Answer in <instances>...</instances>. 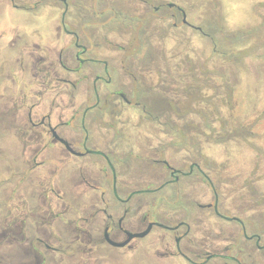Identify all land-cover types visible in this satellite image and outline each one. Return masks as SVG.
I'll use <instances>...</instances> for the list:
<instances>
[{
	"label": "flooded vegetation",
	"instance_id": "flooded-vegetation-1",
	"mask_svg": "<svg viewBox=\"0 0 264 264\" xmlns=\"http://www.w3.org/2000/svg\"><path fill=\"white\" fill-rule=\"evenodd\" d=\"M180 23L206 35L180 0H0V264H264L261 208L180 148V77L216 71Z\"/></svg>",
	"mask_w": 264,
	"mask_h": 264
},
{
	"label": "rangeland",
	"instance_id": "rangeland-1",
	"mask_svg": "<svg viewBox=\"0 0 264 264\" xmlns=\"http://www.w3.org/2000/svg\"><path fill=\"white\" fill-rule=\"evenodd\" d=\"M180 5L197 27L211 32L223 27L230 33L258 28L253 39L250 36L252 40L248 35L245 44L251 48L264 43V0H180ZM216 36L220 37L218 33ZM176 46L177 42L169 41L168 47ZM213 49L210 38L180 23V59L186 52L196 60L200 56L207 58ZM257 51L261 55L263 49ZM211 68L226 70L230 80L236 83L235 108L231 111L223 106V114L228 117L235 114L241 124L252 127L253 134L249 139H232L225 144H205L203 166L211 174L213 170L216 184L233 208L247 204L261 208L264 214V64L252 55L237 65V73L230 63L216 60L212 61ZM213 94L212 89L205 92V95ZM188 157H194L189 150L180 152V159L188 160Z\"/></svg>",
	"mask_w": 264,
	"mask_h": 264
},
{
	"label": "trees",
	"instance_id": "trees-1",
	"mask_svg": "<svg viewBox=\"0 0 264 264\" xmlns=\"http://www.w3.org/2000/svg\"><path fill=\"white\" fill-rule=\"evenodd\" d=\"M205 36L210 38L214 44V49L210 57L194 59L189 52H186L180 59V62L210 63L218 61L221 63H230L231 67H236L248 56H257L264 64V43L260 46H246V41L254 37L257 33L256 29L244 30L230 33L223 27H218L214 31H206L202 27ZM217 33L219 38H217ZM222 35V36H221ZM251 39V40H252ZM229 44H223V42ZM249 42V41H248ZM250 43V42H249ZM263 49V52L257 54V50ZM226 70H216L211 75L194 78L193 81H187L180 77V84L183 85L185 95L188 99L184 102V109L187 110L183 114L180 113V148H188L199 142L225 144L232 139H249L252 137V127L245 126L237 120V116L231 113L230 117L225 116L222 112L223 106L231 111L235 108V99L233 92L236 83L230 80V76ZM183 80V81H182ZM207 89H212L213 95H205ZM213 111H209L208 107ZM245 126V127H244ZM247 132V133H245Z\"/></svg>",
	"mask_w": 264,
	"mask_h": 264
},
{
	"label": "water",
	"instance_id": "water-1",
	"mask_svg": "<svg viewBox=\"0 0 264 264\" xmlns=\"http://www.w3.org/2000/svg\"><path fill=\"white\" fill-rule=\"evenodd\" d=\"M184 22H186V19L184 18Z\"/></svg>",
	"mask_w": 264,
	"mask_h": 264
}]
</instances>
